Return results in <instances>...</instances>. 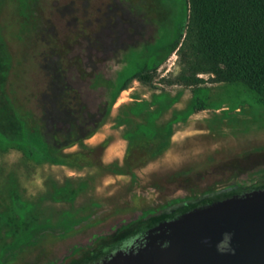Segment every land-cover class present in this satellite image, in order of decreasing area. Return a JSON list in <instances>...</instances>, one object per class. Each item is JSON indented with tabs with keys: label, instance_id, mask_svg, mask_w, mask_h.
<instances>
[{
	"label": "rangeland",
	"instance_id": "rangeland-1",
	"mask_svg": "<svg viewBox=\"0 0 264 264\" xmlns=\"http://www.w3.org/2000/svg\"><path fill=\"white\" fill-rule=\"evenodd\" d=\"M191 10L0 0V264H123L166 245L164 223L264 189V93L233 75H181ZM141 62L151 81H130L106 114L98 80ZM196 96L201 109L184 116Z\"/></svg>",
	"mask_w": 264,
	"mask_h": 264
},
{
	"label": "trees",
	"instance_id": "trees-1",
	"mask_svg": "<svg viewBox=\"0 0 264 264\" xmlns=\"http://www.w3.org/2000/svg\"><path fill=\"white\" fill-rule=\"evenodd\" d=\"M192 10L185 26V38L190 42L193 58L188 63L191 69L190 78L197 79L195 70L236 79L250 85L258 93H264V0H191ZM182 33L167 45L164 55L158 59L160 64L165 57L176 49ZM202 62V67L201 63ZM199 67L201 69H199ZM155 70V68H154ZM193 70V71H192ZM153 74L141 62L137 69L127 67L112 80L99 79L107 90L108 99L105 113H109L118 94L133 79L141 82L151 81ZM189 77V76H188ZM92 86H96L94 83ZM202 100L194 97L184 116H189L202 107ZM170 132L167 139L158 148L166 149L169 145ZM40 139L34 134L33 141ZM47 149L46 143L40 142Z\"/></svg>",
	"mask_w": 264,
	"mask_h": 264
},
{
	"label": "water",
	"instance_id": "water-1",
	"mask_svg": "<svg viewBox=\"0 0 264 264\" xmlns=\"http://www.w3.org/2000/svg\"><path fill=\"white\" fill-rule=\"evenodd\" d=\"M158 239L123 264H264V189L164 223ZM162 231V230H160Z\"/></svg>",
	"mask_w": 264,
	"mask_h": 264
}]
</instances>
